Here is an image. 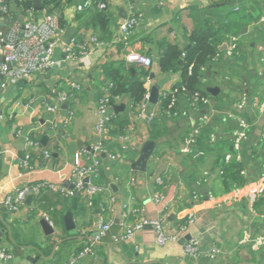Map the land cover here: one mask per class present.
Returning <instances> with one entry per match:
<instances>
[{"label": "crops", "instance_id": "0c3cea01", "mask_svg": "<svg viewBox=\"0 0 264 264\" xmlns=\"http://www.w3.org/2000/svg\"><path fill=\"white\" fill-rule=\"evenodd\" d=\"M100 1L108 8L100 9ZM244 7L254 20L238 34L239 56L227 54V39L206 70L203 83L209 95L201 102L207 110L182 97L177 114L159 125L157 138L151 136L147 113L154 110L157 119L158 102L145 104L144 99L135 104L123 94L112 100L110 96L105 113L99 110L101 96L112 87L105 66L126 64L131 51L149 56L153 77H147L144 86L150 92L160 84L161 97L181 81L180 69L160 70L164 48L176 44L186 50L194 31L222 29L230 15ZM102 10L110 18L106 28L95 25V15ZM37 11L40 21L44 10ZM53 12L65 20L53 56L57 63L30 79L0 84V264H264V254L243 241L245 236L264 235V191H259L264 175V0H61ZM129 16L137 23L125 44L121 27ZM0 24L6 35L16 26L22 30L20 15L2 16ZM71 26L75 32L69 43L79 39L90 51L68 60L69 43L62 37ZM95 37L100 40L94 44ZM144 68L130 63L123 70L136 75ZM72 82L81 89L72 92ZM61 93L66 97L60 101ZM46 105L58 106L57 112H47ZM213 110L200 127L201 118ZM238 117L249 128L239 151L226 161L233 151L231 136L242 128ZM51 118L56 124L52 131L47 128ZM188 131L208 136L202 154L195 156L196 148L185 152ZM28 137L38 146L30 148ZM148 140L156 146L146 170H136L132 165ZM100 143L116 158L102 159L99 166L104 172L100 181L110 187L99 186L106 192L94 195L97 206L75 193L44 190L31 198L29 194L16 210L6 207V198L26 185L50 182L72 188L75 169L92 163V156L83 151L92 153ZM28 152L31 160L25 167L20 158ZM234 183L238 190L233 194ZM68 212L76 225L74 234L66 228ZM43 219L53 233H46ZM100 220L112 227L100 245L94 244L97 257H80L92 244ZM151 220L160 222L161 237L151 222L145 224ZM124 222L144 225L130 238L115 241L112 236ZM192 239L198 240L196 256L184 252Z\"/></svg>", "mask_w": 264, "mask_h": 264}, {"label": "built area", "instance_id": "2783aa9c", "mask_svg": "<svg viewBox=\"0 0 264 264\" xmlns=\"http://www.w3.org/2000/svg\"><path fill=\"white\" fill-rule=\"evenodd\" d=\"M92 0H86V4H89ZM98 7L100 9H107L108 5L106 2H98ZM82 6L79 8L81 9ZM6 10L5 0H0V20L2 17V12ZM34 8L28 10L27 16L25 17L26 21L24 22V28L22 30L18 29L16 26L8 35H6L0 24V84L5 86L8 81H20L25 79H30L33 75L43 72L48 68H51L54 64L57 63L53 58L56 47L60 43V37L64 32V28L60 26L56 14H46L44 13L41 18V22L35 17ZM137 20L134 16H129L125 19L121 27V35L125 41V44H128L127 40L134 29ZM92 42L95 44L97 42L96 38H92ZM240 37L238 35H231L228 37V49L227 54L229 56L239 55L240 53ZM78 49L79 55H88L90 51V46L81 45L76 43L73 40L71 43L65 47V58L70 60L76 57V52ZM217 59V58H216ZM125 60L130 64L134 63L146 68H149L153 61L152 59L137 51H131L125 55ZM72 92L81 89V85L77 82L71 83ZM66 93H61L59 95V100L65 99ZM64 95V96H62ZM150 97V92L148 91L145 95V104ZM200 98L196 97V100ZM206 102V98H201ZM110 102V93L106 92L100 98L99 110L106 112L108 103ZM144 104V105H145ZM264 106V105H263ZM145 107V106H143ZM58 110L56 105H46V111L51 114H55ZM155 111L152 110L150 113H147V120L152 121L155 116ZM214 114V110L209 114H205L201 118L200 127L203 123H206L210 116ZM238 120L241 122L242 128L233 132L232 138V150L235 154L239 151L242 146V140L246 137V132L248 131L249 125L241 117H238ZM50 131L54 130L56 124L51 118L47 121ZM42 128V126H41ZM40 130V129H39ZM198 129H196V132ZM196 134H192L189 139H187V147L185 152H191L190 145L193 143V138ZM27 145L31 147L38 146V141L33 137H28L26 141ZM1 150V149H0ZM83 152L89 153L92 156V163L88 166H81L75 169L74 171V182L72 188H65L58 186L50 182H42L35 186H23L18 189L17 193L13 196H8L5 200V205L10 210H16L18 207L25 201L26 197L31 194H40L44 190H53L60 191L67 195H73L77 191H82L86 193L88 197L89 204H92V199L95 194L102 191V188L94 185L91 182V176L97 173L98 167L101 164L100 156L105 155L110 160H114L115 155L109 153L103 144H96L90 150H85ZM46 155H50L49 151H45ZM235 154L228 153L226 155V161L231 160ZM31 160V154L28 152L23 158H20V161L23 166L28 167ZM89 177V180L85 179ZM260 186L259 191H264V175L259 179ZM238 188L233 189V194L237 191ZM152 223L157 228V234L159 237L162 236L160 233V222L157 220L145 221V224ZM144 223L138 225H130L128 223H123L122 229L119 233L113 235L115 241L125 240L130 238L134 233L140 229ZM112 224L110 221L100 220L99 228L92 237V244L85 247L80 252V257L86 255H93L97 257V254L94 249L95 242H101L109 233ZM245 242H249L255 251L264 252V235H255L254 237L245 236L243 238ZM198 240L192 239L191 242L186 243L184 252L186 254H192L194 256L198 255ZM216 253L214 249L212 251V256ZM6 256V254H2ZM55 264V263H54Z\"/></svg>", "mask_w": 264, "mask_h": 264}, {"label": "trees", "instance_id": "16d2710c", "mask_svg": "<svg viewBox=\"0 0 264 264\" xmlns=\"http://www.w3.org/2000/svg\"><path fill=\"white\" fill-rule=\"evenodd\" d=\"M61 0H43L40 10L46 14H55L56 9H59ZM52 6V7H51ZM6 10L2 12V16H27L28 10L33 9V0H5ZM249 9L242 8L238 13L230 15L228 24L222 28H208L198 29L191 35V45L186 49H181L176 44H168L159 59V67L163 73H169L171 71L181 70V81L176 84L171 91L162 94L158 101V118L151 122L152 138L159 137V125L166 118L173 117L180 109V102L182 97L188 99L195 108L201 110L206 107V104L201 102V98H206L209 95L206 86L203 81L206 77V70L210 64L217 58L219 54V46L224 43L229 36L242 34L243 29L252 23L254 16L248 12ZM38 12L37 10L34 13ZM96 24L101 28H106L109 25V14L104 10L96 13ZM38 19V15L35 14ZM61 27L65 26V20L62 17L57 16ZM96 38V37H95ZM100 40V38H96ZM129 40V38L127 39ZM76 43L81 44L77 39ZM241 50V46H240ZM76 56H80L78 49ZM127 65H130L124 60ZM126 64L116 66L113 64L105 66L106 75L112 82V87L109 88L111 100L117 96L128 94L135 104L144 103L145 95L148 92L144 86V80L151 75V66L144 68L140 71V74L132 75L125 69ZM200 98L194 102L195 98ZM207 110V107H206ZM157 115V114H156ZM155 115V116H156ZM160 120V121H159ZM202 130V129H201ZM200 130V131H201ZM191 132L186 133L187 138H190ZM185 136V137H186ZM208 136L202 131L193 138V143L190 145L191 152L193 148H196L198 153H194L195 156L202 154V148L206 149V140ZM232 144V142H230ZM235 154V152H229ZM91 156V154H89ZM192 155V154H191ZM193 157V156H192ZM110 160L105 155L100 156V160ZM226 160V157H225ZM230 161V160H229ZM104 172L101 167H98L97 173L91 176V182L97 186H103L107 189L110 187V183L105 180H100L104 177ZM237 185L232 184L231 189H235ZM102 191V193H105ZM100 194V193H99ZM101 195V194H100ZM75 197L88 201V197L84 190L75 192ZM96 196H93L92 204L97 206L98 201H95ZM93 206V205H92ZM94 249L97 246L94 245ZM260 253H262L260 251ZM264 254V252L262 253Z\"/></svg>", "mask_w": 264, "mask_h": 264}, {"label": "water", "instance_id": "95a60500", "mask_svg": "<svg viewBox=\"0 0 264 264\" xmlns=\"http://www.w3.org/2000/svg\"><path fill=\"white\" fill-rule=\"evenodd\" d=\"M33 6H34V9L35 10H40L42 5L40 3V0H33ZM20 19H21V28L23 29L24 28V16L23 15H20ZM74 27L71 26L69 27V29L66 31L65 35L62 37L63 41L65 43H69L74 35ZM247 30V29H246ZM187 48V47H186ZM223 47H221L222 49ZM133 70V68H131ZM153 75H151V79H152ZM217 89H213L211 88L210 91L211 92H215ZM160 98V84H154L151 89H150V97L149 99L147 100V102H149V104L151 105H154L158 102ZM156 146V141L154 140H148L146 141L140 148V155H139V158L137 159V161L135 163H133L132 167L136 170H139V171H145L146 170V166H147V163H148V160L151 156V154L153 153L154 151V148ZM86 181L89 180V177H87L85 179ZM33 195V193L30 194L29 198H31ZM65 222H66V228L67 230L71 233V234H74L76 233V225L74 223V219H73V215L72 213L68 212L66 213L65 215ZM41 223L43 224V227L46 231V233L50 234V233H53L54 232V229L51 227L50 223L46 220V219H43L41 221ZM92 241V240H91ZM61 241H58L56 243V246L58 244H60ZM101 243L100 242H95V245H100ZM39 256L35 257V258H32V261L36 262V260H39ZM58 258V256H57ZM56 258V259H57Z\"/></svg>", "mask_w": 264, "mask_h": 264}, {"label": "rangeland", "instance_id": "374dc122", "mask_svg": "<svg viewBox=\"0 0 264 264\" xmlns=\"http://www.w3.org/2000/svg\"><path fill=\"white\" fill-rule=\"evenodd\" d=\"M237 56H239V55H233V56H231V57L236 58Z\"/></svg>", "mask_w": 264, "mask_h": 264}]
</instances>
